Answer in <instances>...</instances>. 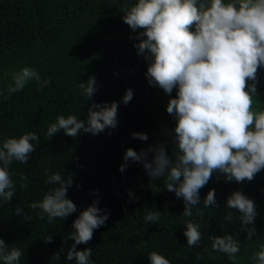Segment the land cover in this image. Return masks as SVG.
Returning a JSON list of instances; mask_svg holds the SVG:
<instances>
[{
    "label": "trees",
    "instance_id": "16d2710c",
    "mask_svg": "<svg viewBox=\"0 0 264 264\" xmlns=\"http://www.w3.org/2000/svg\"><path fill=\"white\" fill-rule=\"evenodd\" d=\"M135 2L0 0V88L8 96L10 74L25 66L39 72L42 81H49L39 89L36 81H30L21 91L0 101V141L26 132H34L40 138L27 164L14 161L10 166L15 195L10 202L0 204V237L9 247L23 250L20 264H76L75 258L67 260L74 243L68 239L74 231L72 224L81 211L98 199V207L109 218L94 230L88 244L77 245V250L92 249V264H150L148 253L152 251L165 256L170 264H233L227 254L212 250L210 239L212 235L228 234L240 244L235 264H253L254 252L264 244V170L244 183L225 182L214 173L200 190L198 207L203 217L197 214L196 206L192 217H183V200L165 189L163 179L153 182L160 189L154 192L141 163L129 162L126 170L120 171L129 147L139 152L166 142L169 154H176L172 143L176 120L167 112L176 89L170 96L149 84L145 75L148 62L134 47L139 30L134 32L123 22L122 10ZM258 74L253 113L264 111V68H259ZM93 76L98 91L86 101L79 84ZM128 88L133 90V99L125 105L122 97ZM93 101L119 102L115 129L98 135L81 132L76 137L61 130L46 139L48 126L59 115L72 114L86 120ZM133 132L147 133L148 139L134 138ZM45 168L49 174L72 176L67 196L77 206L76 212L52 223L46 215L40 219L39 210L30 207L58 186L45 183ZM20 173L27 176L28 187L23 190ZM212 189L219 206L205 208L203 200ZM235 190L255 203L256 233L252 240L241 230L239 212L225 206ZM130 191L135 197L132 202ZM17 207L23 209L18 215ZM148 211H159V221L145 223ZM229 212L235 217L231 223L224 218ZM186 220L200 225L202 239L193 248L187 247ZM48 235L52 236L51 243L44 240ZM198 253L202 259H196Z\"/></svg>",
    "mask_w": 264,
    "mask_h": 264
},
{
    "label": "clouds",
    "instance_id": "9594fccd",
    "mask_svg": "<svg viewBox=\"0 0 264 264\" xmlns=\"http://www.w3.org/2000/svg\"><path fill=\"white\" fill-rule=\"evenodd\" d=\"M123 22L138 34L134 44L138 54L148 62L145 73L152 87H159L171 96L167 112L175 120L172 143L176 154L171 156L166 142L150 145L139 152L127 148L120 171L132 163H141L151 179L152 190L160 191L153 183L163 179L165 189L175 193L184 202L183 217H192L193 207L199 209L200 190L213 174L225 182L244 183L254 180L264 170V111L253 113V98L258 93V69L264 68V0H136L123 10ZM12 83L7 87L8 96L21 91L30 81H36L38 89L49 81L41 79L39 72L25 66L12 72ZM80 93L90 100L98 91L95 77L80 82ZM0 88V101L8 98ZM133 99V90L128 88L122 97L127 105ZM119 102L97 103L88 108L86 120L76 115H59L51 123L45 137L50 140L61 130L65 135L76 137L81 132L98 135L118 125ZM110 134V133H109ZM140 140L148 139L147 133L133 132ZM39 136L26 132L21 136L0 141V204L10 202L15 195V183L10 166L14 161L27 164L30 154L39 144ZM35 141L36 143H32ZM151 157V158H149ZM45 183L58 185L46 193L39 202L30 207L39 210V218L47 216L48 222L65 219L76 212V204L68 198V189L73 184L72 176L63 178L60 173H51L45 168ZM21 189H26L27 176L20 173ZM132 202L135 197L129 192ZM99 200L81 211L72 224L68 236L74 243L67 253V260L75 258L76 264H92L91 248L77 250V245L88 244L94 230L106 223L109 214L98 207ZM205 208L219 206L215 189L203 200ZM228 209L239 212L238 219L247 239L256 233L254 221L257 210L254 201L242 191L235 190L227 198ZM23 212L17 207L15 214ZM229 223L235 218L232 212L225 215ZM24 219H30L24 217ZM145 223L160 219L159 211H148ZM184 235L187 247L200 244V225L185 221ZM212 250L225 253L233 264L238 259L240 244L233 235L210 236ZM46 243L52 236L44 237ZM67 243V239L65 240ZM22 249L9 247L0 237V261L3 264H20ZM211 255V253H209ZM150 264H170L158 253H148ZM197 254L196 259H202ZM253 264H264V244L252 256Z\"/></svg>",
    "mask_w": 264,
    "mask_h": 264
}]
</instances>
